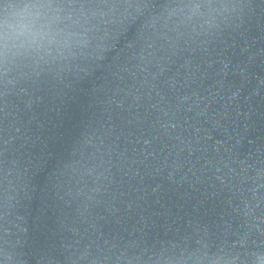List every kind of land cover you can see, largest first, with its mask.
I'll use <instances>...</instances> for the list:
<instances>
[{
	"label": "water",
	"instance_id": "water-1",
	"mask_svg": "<svg viewBox=\"0 0 264 264\" xmlns=\"http://www.w3.org/2000/svg\"><path fill=\"white\" fill-rule=\"evenodd\" d=\"M0 264H252L264 252V0H0Z\"/></svg>",
	"mask_w": 264,
	"mask_h": 264
},
{
	"label": "clouds",
	"instance_id": "clouds-1",
	"mask_svg": "<svg viewBox=\"0 0 264 264\" xmlns=\"http://www.w3.org/2000/svg\"><path fill=\"white\" fill-rule=\"evenodd\" d=\"M34 18V6H25L10 17H0V61L14 53L35 48L48 38L44 31L37 30ZM196 264H235V258L205 253L197 258ZM252 264H264V252L253 253Z\"/></svg>",
	"mask_w": 264,
	"mask_h": 264
}]
</instances>
